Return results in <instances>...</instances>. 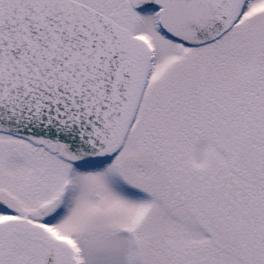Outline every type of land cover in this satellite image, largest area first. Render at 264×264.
Returning a JSON list of instances; mask_svg holds the SVG:
<instances>
[{"label":"snow or ice","instance_id":"1","mask_svg":"<svg viewBox=\"0 0 264 264\" xmlns=\"http://www.w3.org/2000/svg\"><path fill=\"white\" fill-rule=\"evenodd\" d=\"M0 264H264V0H0Z\"/></svg>","mask_w":264,"mask_h":264}]
</instances>
